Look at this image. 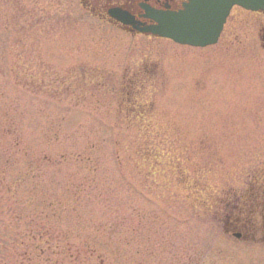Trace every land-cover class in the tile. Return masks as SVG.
<instances>
[{
  "label": "rangeland",
  "instance_id": "obj_1",
  "mask_svg": "<svg viewBox=\"0 0 264 264\" xmlns=\"http://www.w3.org/2000/svg\"><path fill=\"white\" fill-rule=\"evenodd\" d=\"M54 2L0 0V264H53L54 236L65 230L40 215L41 195L58 193L54 178L80 180L84 174L95 188L84 193L76 219L66 214L64 227L86 237L106 214L109 223L128 219L112 235L117 263L132 256L131 264H264L263 239H235L238 231L222 232L206 216L194 215L223 189L256 180L261 187L264 79H254V63L242 46L234 39L232 47L198 50L128 37L82 14L75 0L66 15L53 16ZM66 3L60 6L70 7ZM12 64L18 77L7 73ZM137 72L148 83L143 102L153 116L147 124L159 129L152 140L167 150L159 163L188 160L176 166L180 176L170 167L154 169L156 160L148 171L126 163L127 155L123 167L113 162L118 145L112 141L133 148L140 141L135 123L119 118L113 91L124 73ZM60 153L68 158L58 168H40L45 176L38 172L37 184L21 191L14 186L29 162L43 156L56 162ZM74 155L97 159L95 174ZM49 237L50 247L44 244Z\"/></svg>",
  "mask_w": 264,
  "mask_h": 264
},
{
  "label": "trees",
  "instance_id": "obj_2",
  "mask_svg": "<svg viewBox=\"0 0 264 264\" xmlns=\"http://www.w3.org/2000/svg\"><path fill=\"white\" fill-rule=\"evenodd\" d=\"M13 64L12 68H8L7 73H9V75L11 73H15L16 77H18ZM15 65L18 67L17 64ZM29 78L32 80L31 76H29ZM119 82L120 84L115 86L116 88L113 89L117 97L119 96V118L124 115V119L127 122L135 123L134 125L137 126L136 132L140 136V141H138L134 148L128 143L121 145L120 143L112 141V144H115L116 147L118 145L117 150L115 152L113 151L112 155L114 164L123 167V156L127 155L126 163H129L130 161L133 166H136L139 169L143 168L148 171L153 168L151 162L156 160V163H158L157 165L160 166L156 165L154 169H167L170 167L169 169L172 172L176 171L179 173L177 175L180 176L181 173L176 166L183 168L187 165L186 162L188 160L183 161V159L181 161L179 156L176 161V165L170 160L167 161L166 166L159 163V160L163 158V154L166 153L167 150L164 152L163 148L165 147V143L163 141L155 142L152 140V136L157 135V133H159V129L156 128L155 125L152 126L147 124L149 123L148 120L151 121L153 116L151 108L145 107V103L143 102L144 88L148 83L136 75H124ZM123 106H131V109L123 112ZM138 106L140 107L139 109ZM111 131H113L112 128ZM125 131L128 132L129 130L126 129ZM182 152L187 153V150L184 151L182 148ZM183 155L186 156V154ZM67 156L68 155L66 153H60L56 162L54 159H49L46 156H43L38 161L34 160L29 162L24 173L20 175V179L17 180L16 185L14 183V186H18V184H20L21 191V186H26V183L29 185H33L35 183L37 184V178L40 176L39 173H43V177L45 176V171H41L42 169L40 168H58V164L64 163L63 161L68 158ZM71 159L74 160V162H77L81 168H87V172L91 171L94 172L92 175L95 174L97 159H92L88 156L82 157L81 155H74ZM192 171L194 174L198 173L195 171V168ZM173 177L177 178L175 175ZM262 180L263 184H261V186H264V176L261 181ZM257 181L258 180L255 182ZM194 182L195 180L193 179V183ZM254 183H252L249 188L246 187L244 182H240L239 187L237 188L231 187L223 189L221 197H217L214 201V197L210 193L212 200L208 199V201H211L203 204L204 208L200 215L198 211H194V215L201 218L202 216H206L207 220L211 222V225L220 229L222 232L232 233L238 231L240 234V240L245 242L246 240H251L254 244H256L255 242L263 239L260 243H264V187L258 188L259 185H253ZM51 184L60 187V189L58 193H56V191L50 193V198L48 199H44V194L41 195L42 197L39 202L41 204L42 211L40 215L43 216V219L51 217V219L54 220V224L57 223V231L65 230L63 235L54 236V241L56 242V256L53 264H120L113 258L114 254L110 251V247L113 245L112 235L113 232L116 234L117 227L120 228L123 225H128L130 221L119 217V219L113 220V223H109L108 218L110 215L107 217L106 214L103 216V221L92 224L94 227L93 233H89V236L82 237L79 234V228L78 230L71 231L68 227H64L63 218L67 217L66 214L69 212H73L74 214V212L78 209H82L81 205L82 197H85L84 193L87 192L91 195V189L95 188V186L91 183L86 174H84L80 180H77V178L71 180L69 178H66L65 180L54 178ZM27 191L30 192L31 188L27 189ZM99 197L101 198V194L97 196V198ZM192 208L195 210L196 206L194 205ZM112 215H114V213H112ZM77 217L78 215H75L71 219L73 220ZM89 221L91 222L93 220ZM111 223L112 225L110 227ZM28 229L23 233L24 237H26L25 234ZM101 231L107 235L106 238L104 236H100ZM27 235L30 238L32 237L30 234ZM45 235L49 236L47 231H45ZM44 244H48L50 247V237L45 239ZM123 244L124 246H130L131 240L128 237H125ZM131 258L132 256L128 257L127 264H131ZM185 264L188 263L185 262Z\"/></svg>",
  "mask_w": 264,
  "mask_h": 264
},
{
  "label": "flooded vegetation",
  "instance_id": "obj_3",
  "mask_svg": "<svg viewBox=\"0 0 264 264\" xmlns=\"http://www.w3.org/2000/svg\"><path fill=\"white\" fill-rule=\"evenodd\" d=\"M54 1L55 6L53 7L58 11L53 12V16L66 15L67 12H63V10H70L73 7L71 5L73 0H67L70 7L60 6L61 1H64V4L67 6L66 0H58V4L56 0ZM187 4V0H75V5L79 11L97 20L100 26L106 27L111 31L123 33L128 37L141 38L148 41L158 39L138 34L136 33V28L142 29L155 26L156 23L151 19L152 13L177 14L182 12ZM38 11H41V9L37 8ZM111 12L123 14L131 24H124L116 20V18L110 15ZM54 21L60 20L55 18ZM133 24L137 26L133 27ZM234 39L237 40V46H242L244 56L249 59V62L254 63V65H250V71L254 79L258 81L260 79L263 80L264 13L249 12L238 7H233L224 20L216 44L209 48L216 47L220 43L225 47H232L235 43ZM138 72L135 73L136 76H140Z\"/></svg>",
  "mask_w": 264,
  "mask_h": 264
},
{
  "label": "water",
  "instance_id": "obj_4",
  "mask_svg": "<svg viewBox=\"0 0 264 264\" xmlns=\"http://www.w3.org/2000/svg\"><path fill=\"white\" fill-rule=\"evenodd\" d=\"M184 12L163 16L152 14L156 27L137 29L141 34L168 39L175 44L193 48H205L214 45L221 26L233 6L252 12L264 13V0H188ZM116 20L131 24L123 14L110 13ZM137 25L133 24V27ZM238 238V236H235Z\"/></svg>",
  "mask_w": 264,
  "mask_h": 264
}]
</instances>
